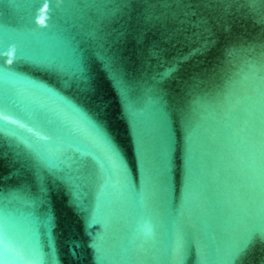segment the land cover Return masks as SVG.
<instances>
[{
  "label": "water",
  "instance_id": "1",
  "mask_svg": "<svg viewBox=\"0 0 264 264\" xmlns=\"http://www.w3.org/2000/svg\"><path fill=\"white\" fill-rule=\"evenodd\" d=\"M0 264H264V0H0Z\"/></svg>",
  "mask_w": 264,
  "mask_h": 264
}]
</instances>
